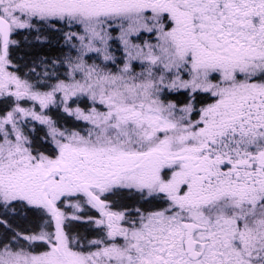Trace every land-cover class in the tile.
Returning <instances> with one entry per match:
<instances>
[{
    "label": "rangeland",
    "instance_id": "obj_1",
    "mask_svg": "<svg viewBox=\"0 0 264 264\" xmlns=\"http://www.w3.org/2000/svg\"><path fill=\"white\" fill-rule=\"evenodd\" d=\"M0 15L11 23L12 34L53 27L48 24L71 31L68 57L43 69L36 83L13 74L0 54V206L21 202L43 216L39 233L21 236L42 252L0 246V264H186L179 250L171 259L158 252L177 247L168 243V233L178 226L166 224L168 219L176 212L177 219L194 222L209 214L226 218L225 192H209L211 175L190 159H250L252 167L241 170H255L259 163L252 159L264 158V123H256V111L264 110V82L250 81L264 70L262 39L256 41L259 49L225 51L224 18L218 13L197 28L179 6L145 0H0ZM209 30L215 36L204 33ZM176 93H185L189 103L178 107L170 101L169 94ZM195 94L213 101L195 108ZM81 100L91 106L88 112L77 106ZM53 111L83 125L80 131L58 130L48 115ZM37 127L53 158L31 152L27 136ZM66 154L79 155L107 176L125 170L118 182L107 179L96 193L101 210L83 191L52 180L59 187L51 201L63 234L61 256L36 178L40 168L45 174L58 168V157ZM137 158L150 159L132 170ZM120 190L153 201L152 210L113 207V192ZM71 225L84 226L92 239L78 241ZM219 245L215 240L213 251Z\"/></svg>",
    "mask_w": 264,
    "mask_h": 264
},
{
    "label": "flooded vegetation",
    "instance_id": "obj_2",
    "mask_svg": "<svg viewBox=\"0 0 264 264\" xmlns=\"http://www.w3.org/2000/svg\"><path fill=\"white\" fill-rule=\"evenodd\" d=\"M147 2H159L162 4L172 3L185 12L189 13L195 19L197 28L203 27L209 22L211 14L218 13L223 19V27L225 33V48L218 43L225 51L236 50L249 46L248 50L259 49L256 41L260 37L262 39L261 47L264 48V0H145ZM216 10V11H215ZM0 17L4 18L2 15ZM5 19V18H4ZM199 19L203 21L199 22ZM8 21V20H7ZM9 22V21H8ZM10 23V22H9ZM11 25V23H10ZM12 28V26H11ZM208 36H215L213 30L204 32ZM11 45V43H10ZM9 45V46H10ZM264 70L261 74H257L250 79L251 82H264ZM256 111L259 114L256 117V123H264V110ZM264 126V124L262 125ZM256 129H259L256 125ZM59 166L63 168L54 175L47 177L43 170L36 178L39 182L40 197L44 193L50 199L58 193L59 187L52 184V180L56 178L59 183H67L71 188L82 192L83 189L89 190L95 195L99 192L101 185L105 180L110 182H118L125 169L116 170L112 175L91 170L82 161L77 154L60 155ZM150 158L141 160L134 159L133 167H141L146 165V161ZM187 158L184 159V162ZM191 165L197 170L209 173L212 180L208 182L207 189L209 192L220 195L225 192V219H210V214L206 215L204 220L194 222L192 220L168 219L166 224L178 226L174 229L173 235L168 233V243H177V247L164 246L158 252L163 253L165 258L171 259L169 254L179 250L184 253L186 264H216L215 259H221L220 264H264V158H254L252 161L259 163L257 169L241 170V168H251L247 162L250 159L240 160H221L220 158H191ZM224 162V163H223ZM232 162H237L233 164ZM130 164V163H129ZM198 164V165H197ZM193 169V168H191ZM195 170V169H194ZM48 174V173H47ZM129 196L136 195L142 201L136 207L143 213H148L152 208L148 207L145 198L131 191L120 190ZM118 191L113 192V196ZM98 197V196H97ZM113 207L114 203L111 204ZM137 209V210H139ZM133 210V208L128 209ZM139 210V211H140ZM181 216H184L179 212ZM132 216V214H131ZM223 222L225 224L221 225ZM144 225V223H142ZM213 225L215 228L213 230ZM139 226L137 221L136 227ZM233 230H232V228ZM233 231V234L231 235ZM217 240L220 245L217 252L213 251L214 241ZM257 240V244L252 242ZM155 243H161L155 240ZM192 250L195 255H200L199 259L192 261L185 254V248ZM246 248L249 250V260L245 261L247 254ZM254 254V255H253ZM258 260V261H257Z\"/></svg>",
    "mask_w": 264,
    "mask_h": 264
},
{
    "label": "trees",
    "instance_id": "obj_3",
    "mask_svg": "<svg viewBox=\"0 0 264 264\" xmlns=\"http://www.w3.org/2000/svg\"><path fill=\"white\" fill-rule=\"evenodd\" d=\"M48 25L53 27L43 25L44 27L39 28L38 32L31 30L12 36L11 45L13 44V46L9 47L6 59L11 63L10 71L13 74L26 81L36 83L44 75L43 69L47 71L54 63L63 61L68 57L65 44L71 35V31L63 25ZM1 52L0 45V54ZM96 65L100 66L101 69L105 67V70L110 71L108 66L97 62ZM60 72H56V74L59 76ZM168 97L178 107L189 103L190 99L185 93L169 94ZM192 100L195 108L205 106L213 101L210 96L200 94H195ZM77 106L86 112L91 107L86 100L79 101ZM48 115L55 123V127L64 132H79L83 126L58 111H53ZM43 134L45 135L44 131L38 127L29 129V135L27 136L30 142L29 148L35 156L47 155L49 158H53L54 150L51 154H48L50 143L46 136H42ZM137 197L136 195L134 197L129 196L123 192L116 193L115 196L111 197V200L117 208L131 209L142 203ZM147 205L152 207L153 201L147 202ZM42 225L43 216H41V212L30 208L24 203L15 202L5 207L0 206V246L9 249L12 246L13 250L24 249L29 253H41L42 251L37 249L36 245L35 248H30V245L26 244L21 236H34L39 233ZM70 231L80 242L84 243L92 239L90 233L82 225H71Z\"/></svg>",
    "mask_w": 264,
    "mask_h": 264
},
{
    "label": "water",
    "instance_id": "obj_4",
    "mask_svg": "<svg viewBox=\"0 0 264 264\" xmlns=\"http://www.w3.org/2000/svg\"><path fill=\"white\" fill-rule=\"evenodd\" d=\"M0 39H1V45H2V53L3 55H6L8 52V46L11 40V27L9 23L0 17ZM63 170V169H62ZM60 168H54L49 172V175L47 177H50L53 175L55 172H59ZM84 195L89 199V201L94 204L99 210L102 209L103 204L101 201L92 195L89 191V188L83 189ZM42 197V203L45 206V208L50 212V215L53 220V226H54V231L56 233V239H57V247L58 250L57 252L61 255L64 256V249H63V234H62V229H61V224L60 220L57 216L56 209L54 205L52 204L50 198L45 195L44 193L41 195ZM186 254L189 256L191 260H197L200 255H195L192 250H190L187 246L186 248Z\"/></svg>",
    "mask_w": 264,
    "mask_h": 264
}]
</instances>
